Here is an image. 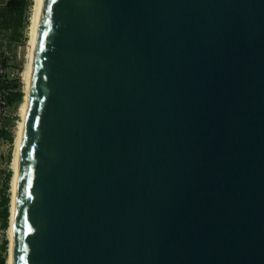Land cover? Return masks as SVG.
<instances>
[{
	"label": "water",
	"instance_id": "obj_1",
	"mask_svg": "<svg viewBox=\"0 0 264 264\" xmlns=\"http://www.w3.org/2000/svg\"><path fill=\"white\" fill-rule=\"evenodd\" d=\"M14 264H264V0H43Z\"/></svg>",
	"mask_w": 264,
	"mask_h": 264
},
{
	"label": "rangeland",
	"instance_id": "obj_2",
	"mask_svg": "<svg viewBox=\"0 0 264 264\" xmlns=\"http://www.w3.org/2000/svg\"><path fill=\"white\" fill-rule=\"evenodd\" d=\"M6 1L8 0H0V57L6 61L7 68L9 70L10 76L12 77L11 82L19 81L22 85L23 90V82H22V72L24 70V66L26 63V55H27V41H28V25L26 22L24 24V28L21 30L24 37L21 41H15L13 38L14 26L17 21V14L15 12H11L5 6ZM33 5V4H32ZM29 11V17L31 16V9ZM28 11H26L24 20L26 21L28 16ZM27 37L26 42L23 40ZM19 104L12 106L13 118L6 121L9 126V133L15 137V127L17 126V122L20 119L18 115ZM9 123V124H8ZM14 151V139L13 142L10 143L6 138H0V210L1 200L3 195L9 194L11 198V179L13 176L12 171V159ZM10 174V177H8ZM8 184V186H7ZM10 208V207H9ZM3 220L0 217V257H6L7 261L9 258V240H8V227L6 229L2 227ZM6 261V264H7Z\"/></svg>",
	"mask_w": 264,
	"mask_h": 264
},
{
	"label": "bare ground",
	"instance_id": "obj_3",
	"mask_svg": "<svg viewBox=\"0 0 264 264\" xmlns=\"http://www.w3.org/2000/svg\"><path fill=\"white\" fill-rule=\"evenodd\" d=\"M43 0H33L32 12L30 16V24L28 27V41H27V55H26V63L24 66V70L22 72V82H23V92L24 98L23 102L20 104L18 109V115L20 119L17 122V126L15 127V137H14V153L12 159V171L13 176L11 179V198H10V217H9V227H8V240L9 244V258L7 264H14L13 257V242H14V229H15V207L14 200L17 190V179L19 175V163L20 156L19 151L21 148L22 137L24 132L23 120L26 115L28 100H29V92H30V83H31V72L33 68V55L36 49L37 44V30L40 24V9L42 6Z\"/></svg>",
	"mask_w": 264,
	"mask_h": 264
},
{
	"label": "trees",
	"instance_id": "obj_4",
	"mask_svg": "<svg viewBox=\"0 0 264 264\" xmlns=\"http://www.w3.org/2000/svg\"><path fill=\"white\" fill-rule=\"evenodd\" d=\"M32 4H33V0H8V1H6V4H5L6 8L8 10H10L11 12H15V14H17V21L15 23V26L13 27L14 28L13 29L14 30L13 38L15 41H21L22 38L24 37L21 30L24 28L25 22H26V25L29 24V22H30L28 10L32 6ZM26 11H28V16H27V19L25 21L24 16H25ZM25 40H27V37H25L23 42H26ZM8 88L11 89V93L9 96L10 103L12 105H16L19 103L21 104L23 102L24 92L22 90V85L20 84V82L18 80L11 82L9 84ZM8 133H9L8 130H5V129L0 130V138H6L9 140L10 143H12L14 137H13V135L8 134ZM8 177H10V174ZM7 186H8V184H7ZM1 207H2V209L0 210V217L3 220L2 227L4 229H6L8 226L9 217H10V209H9V207H10V196H9V194L3 195L2 200H1ZM6 261H7L6 257H0V264H6Z\"/></svg>",
	"mask_w": 264,
	"mask_h": 264
},
{
	"label": "built area",
	"instance_id": "obj_5",
	"mask_svg": "<svg viewBox=\"0 0 264 264\" xmlns=\"http://www.w3.org/2000/svg\"><path fill=\"white\" fill-rule=\"evenodd\" d=\"M12 77L5 61L0 57V130H9L6 121L13 118L12 105L9 101L11 89L8 88Z\"/></svg>",
	"mask_w": 264,
	"mask_h": 264
}]
</instances>
